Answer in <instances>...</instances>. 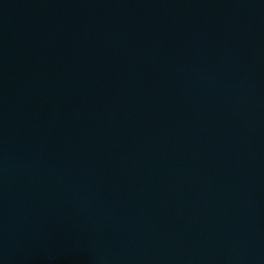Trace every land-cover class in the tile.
Segmentation results:
<instances>
[{"label": "water", "instance_id": "95a60500", "mask_svg": "<svg viewBox=\"0 0 264 264\" xmlns=\"http://www.w3.org/2000/svg\"><path fill=\"white\" fill-rule=\"evenodd\" d=\"M0 264H264V0H0Z\"/></svg>", "mask_w": 264, "mask_h": 264}]
</instances>
